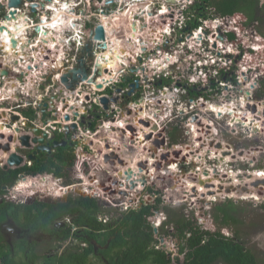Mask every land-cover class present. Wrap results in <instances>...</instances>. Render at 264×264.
<instances>
[{"label":"built area","instance_id":"built-area-1","mask_svg":"<svg viewBox=\"0 0 264 264\" xmlns=\"http://www.w3.org/2000/svg\"><path fill=\"white\" fill-rule=\"evenodd\" d=\"M79 1L84 5L77 14L74 5ZM202 3V0H22L19 7H10L16 16L23 12L26 18L23 21L12 18L11 33L17 31V34L5 41L11 47L15 46L18 56L0 62V118L8 128L7 133L14 137L11 150L23 156V162L11 168L33 163L27 155L34 146L26 148L19 140L20 135H31L26 127L30 122L39 127L41 133H47L48 139L54 130H58L57 139L65 140L66 146L79 159L86 155L92 170L89 171L81 161L70 168L68 177L21 173L22 179L39 180L41 184L50 179L57 185L53 194L83 191L105 202L101 207L110 205L122 213L134 209L132 204H140L131 197L130 192L133 191L124 189L129 188L132 182L138 186L142 183L144 187L152 182V177L143 173L130 174L129 169L137 166L149 173L151 164L162 169L164 157H168L164 146L168 143L177 145L171 141L172 126L186 125L189 129L184 132L188 134L192 129L189 124H193L197 132H202L199 130L203 122L201 105L223 101L234 106L236 102L242 104V96L238 101L228 98L229 95L234 97L236 83H241L243 76L247 80L248 72L255 77L264 72L261 34H253L251 44L241 43L248 33L242 29L238 17L217 15L212 11L205 16L202 11L209 9L206 5L203 8ZM58 11H61L62 20L54 32L61 30L62 33L56 34L54 44H50L46 42L48 31L54 32L46 21H52ZM98 25L103 27L104 40L95 38ZM131 32H135V42L130 39ZM230 33L235 35L237 42L228 38ZM112 38H116L120 48V57L114 66L110 65L106 54L108 48L115 52ZM28 39H31L30 43ZM22 41L26 42L23 51L20 49ZM239 48L240 52L237 51ZM77 67H85L87 75L70 87L61 76ZM27 68H31L29 72ZM4 70L7 74H2ZM28 79L33 80L30 87ZM100 83L102 86L98 87ZM102 97L107 99L106 105L101 102ZM10 99L18 104L19 112L1 106ZM40 103H46L45 120L41 118ZM29 108L33 110L32 116L26 115ZM213 113L216 121L221 119ZM12 115H18L19 119L11 121ZM185 116L186 120H183ZM213 123H207L205 128L212 127ZM73 124L76 127H72ZM140 125L143 131H140ZM239 125V122H232L228 127L239 131ZM234 127L236 129H232ZM148 134L151 138L146 137ZM140 137L146 141L145 147L137 146ZM156 138H165V144L156 147L153 143ZM208 142L212 141L204 140L200 144L206 147ZM153 147L158 149L157 153H152ZM51 152H56V148ZM143 152L150 155L149 158ZM105 156L110 157L106 162ZM8 157L9 153L5 163ZM178 161L179 167L180 164H188V160L182 158ZM139 162H143L145 167H139ZM104 164L111 171L116 166L125 168L121 175L115 171L121 185H110L103 174L93 178L96 172L93 169ZM135 175L137 179H134ZM68 178H71L70 182L66 181ZM126 198H129L128 202L124 200ZM148 203L151 202L145 204ZM113 218V215L102 211L97 215L102 223ZM160 224V220L156 219L154 223L152 220L154 229L157 230Z\"/></svg>","mask_w":264,"mask_h":264},{"label":"trees","instance_id":"trees-1","mask_svg":"<svg viewBox=\"0 0 264 264\" xmlns=\"http://www.w3.org/2000/svg\"><path fill=\"white\" fill-rule=\"evenodd\" d=\"M205 5L221 15L241 16L245 23L255 19L254 15L259 12L258 0H204L202 7ZM227 36L237 42L233 33ZM262 90L259 96H264ZM174 138L173 132L172 142ZM81 161L92 169L86 155L79 159L66 146L56 149L55 153L42 152L31 166L0 168V194L2 186L11 184L20 172L67 177L70 168ZM148 190L162 193L161 187ZM163 202L159 196L151 203H142L138 209L114 216L108 223L96 218L101 207L95 198L77 194L58 203L36 201L30 205H14L2 202L0 218L8 213L18 226L28 228L32 234H53L57 240L72 237L78 243L71 244L62 253L43 255L35 250L37 242L17 240L13 242L16 255H12V248L0 234V264H37L41 259L46 264H258L256 254L245 246L238 229H228L243 224L241 209L234 201L227 199L211 210L188 213ZM158 214L162 216V224L156 230L152 220ZM66 216L72 218L76 230L70 225H58ZM79 240L87 245L81 247ZM163 241L166 243L162 244ZM172 250L181 257H174Z\"/></svg>","mask_w":264,"mask_h":264},{"label":"rangeland","instance_id":"rangeland-1","mask_svg":"<svg viewBox=\"0 0 264 264\" xmlns=\"http://www.w3.org/2000/svg\"><path fill=\"white\" fill-rule=\"evenodd\" d=\"M208 9L209 10L207 9L203 10L202 14H204L205 16H208L211 11L215 13L214 9L210 7ZM258 9H259V12H256V15H254L256 16V18L249 19L248 22L246 23L243 22L241 16L237 18L239 22L243 25L242 29L246 30L248 33L247 35H244V38L241 39L240 41L241 43L251 44L254 40L253 39L254 36L252 37V35L253 34L259 35V33L262 36L260 40L262 41V43H264V4L262 3V0H258ZM219 39H221L220 36H219ZM256 39L254 42L257 43ZM240 48L237 49V51L240 52ZM243 50H246V48ZM261 55L264 56V53H261ZM0 57H4V56L1 55ZM245 58L247 61H250L247 57ZM30 69L31 68L27 69V71ZM247 76H248V79L250 78L249 79L250 86L251 84L253 86H251L250 88H245V86L242 83H236V79H235L234 81L236 83V87L233 89L234 97H231V95H229L228 98L234 101L236 100L238 101L239 96H242V95L246 96L247 100H250L249 101L250 104L248 106L246 105L248 107L247 108L248 114L249 112L252 113L254 115L252 116V118L255 117L256 120L263 122L264 112H262L263 115L262 113L258 115L257 114L258 111L253 110V107H254V104H255V108L257 104L263 105L259 101H264V96H259V92L262 89H263L262 91H264V72L262 73V75L257 76V77H255L256 76L255 74H251L248 72ZM247 91H249V94L247 93ZM236 103H234L235 106L240 105L239 102H236ZM1 106L4 108L11 107L13 108V110L19 112L18 108H16L18 104L15 102L14 99L8 100V103L1 105ZM207 110L208 108H204L202 111L203 113L201 115L205 121L204 124H202V126L199 125L200 126L199 130L203 132V133L200 132L203 136V138L201 137V139L202 140L206 139V140L213 141V142L216 141L217 144L219 145L223 144L224 150L226 149L227 151L228 150L230 151L228 155H225V157L229 156L226 162L224 161V159L222 161L221 158H218L217 155L219 154L221 156L220 153H217L216 155L213 152L211 153L205 152L206 151L205 149L207 148L199 152L198 145L196 146V148H194L193 145L198 143L195 141L194 135H192L191 133H188V134L185 133L184 131L185 130L188 131L189 128H187L186 125L179 123L176 129H173V128L171 129L172 133L173 132L175 133V138H174L175 143L174 144H177V145H172L168 143L166 146H164L165 151L171 152V154L168 153V157H164V158H168L167 159L168 161L166 159L165 161H163L162 169L159 168L157 164L155 166L154 164H152L153 166L152 168H154V171L158 170L159 172V176H158L159 180L152 181V182L149 180L150 184H147L144 187L142 183L139 186L129 185V188L127 187V189H124V190L133 191V192H130L131 197L134 200L139 201L140 204L138 203L137 205L132 204L131 208H134V209H138L142 203L153 202L159 196H162L163 198V201H164L163 205H168L170 208H174V209H179V210L181 209L182 212H185V213H188L190 210H193V211L198 210L197 212L202 211L203 209L211 210L216 204L223 203L227 199L234 201L236 204H238V206L241 209L240 214H241L243 224L237 225V227L234 225V227H228V229L230 231H233L237 228L239 231V237L244 242L245 246L247 248H250V250L256 254L257 259H258V264H264V207H262V203H264V196L260 197L259 199L247 198V197L241 196V194L247 193V192L241 193L239 191L230 192V193H235L234 195L231 196L228 193H225L224 190L220 189V186L224 188L225 186L230 185V184L232 185H236V184L238 185V184H244V183L248 184L252 180H255L258 178L252 175L251 173L254 174L255 171L263 172L264 170V130L262 129L261 131L260 129H258L259 132H254V130H252L251 127H249L251 125L245 126L244 125L245 122L243 123L240 122L241 125L239 126L241 127L239 128V131H232L228 127L229 125L228 121L230 119L228 118V116L222 117L220 120L216 121L215 120L216 117H214L215 114L208 113ZM7 113L9 112L7 111ZM26 115L28 116L33 115L31 108L27 109ZM183 120H186V116L184 117ZM211 121L214 122L213 126L205 128L206 123H209ZM6 124H9L8 127L11 126L10 123H5V125ZM261 125H262L261 127L264 128V125L263 124ZM5 129H6L5 131H2V133H0V143L1 144L9 142V134L7 133L8 128L6 127ZM232 129H236V128L234 127ZM200 133H197V134L200 135ZM197 139H200V138H197ZM141 140L144 141L143 138ZM186 146L191 147V148H188V150L191 153V157L187 161L188 164L186 165L180 164V167H179L178 160L182 158V150ZM213 148L211 149L217 150L215 147ZM173 152H175V154ZM143 154L147 158H149L150 156V155L148 156L146 152H143ZM6 155L7 153L5 154L0 149V156L6 157ZM172 155H174L173 157H175L176 160L174 158L173 159L170 158ZM200 155H201V158H200ZM210 156H214V157L210 158ZM173 160L176 163V168H178V171L177 169L174 170V171H177V173H174L171 175L170 174L168 175L167 173L165 174L163 170L170 169V167H167V166L169 165V163L171 166V163L173 162ZM186 160L187 158L184 159V161ZM149 161L152 162V160H149ZM5 164L6 163L4 161L0 162V167L1 165L6 166ZM104 167H106L105 164L103 165V168ZM257 167H262L263 169H260ZM247 168L249 170H247ZM121 169H124L123 166L121 167ZM206 169H208L207 170L208 174L204 173L206 172ZM209 170H212V171H209ZM104 172H106V170L105 171L100 170L99 172L97 171L95 172V174L96 175L103 174V176H105V181L109 182L110 185H112L111 183H116L118 185L122 184V182H117V178L115 175H114L115 177L114 176L112 177V174H111L112 172H110L111 176H107V177ZM192 172H193V175H191ZM248 173H250L249 176H253V177L248 178L247 177ZM143 174L144 175L147 174V176L149 175V173H146V170L143 171ZM176 174L178 175V177L176 176ZM196 174L198 176H196ZM194 177H196V179ZM197 177L201 181H197ZM193 178L196 180V182H194V186H189L190 187L189 188L188 180L189 179L192 180ZM48 181L49 183L44 182L45 183V186H44L43 185L44 183L40 184L39 180L33 181L32 179H27V180L24 179L21 182H19L17 187L20 189L18 191L20 192L26 191V192L17 193L14 190H11V192L8 193L7 195L9 197H11L12 194L16 195L18 197V200L16 201L24 200V195H30L29 191L27 190H29L32 187H34V189L32 188L33 189L32 192H35V195H39V196L49 195L48 193L52 192L51 189L53 187L54 182L52 180H48ZM66 181L70 182L71 178L66 179ZM167 186L170 189H168ZM149 187H153L151 189L161 187L163 188L162 193L160 194L155 193L154 190H151L152 192H150L148 190ZM199 187L203 188L204 193H200L198 191ZM74 191L75 190H73V192ZM256 191L259 194H264V191H259V190H256ZM73 192H70V194H72ZM124 193L126 192L124 191ZM172 193L174 195H172ZM54 195L56 196L57 194L54 193ZM115 199H120V197H115ZM118 202H121V201L118 200ZM101 211L102 213L111 214L113 215V217L114 216L116 217L118 216L119 213H122L120 211H116L115 208L110 205L106 207H102ZM156 219H158V221L160 220V223L162 224L161 215L160 216L157 215L153 219V223L156 221ZM67 222L71 226V229L73 230L74 227L70 219H68ZM58 225H60V223ZM36 237H38L39 242H40V245L37 247L36 251L39 252V254H43V255L49 254L53 250L58 253H62V251L65 249H68L71 244L74 245L77 243L72 237H68L65 240L55 239L53 240V243H49L51 238H47L46 235H41V234L39 235V233H37ZM173 252L175 251L173 250ZM174 257L179 258L181 257V255H178V253L175 252ZM39 261L40 263L44 262L43 259ZM219 264H222V263H219Z\"/></svg>","mask_w":264,"mask_h":264},{"label":"flooded vegetation","instance_id":"flooded-vegetation-1","mask_svg":"<svg viewBox=\"0 0 264 264\" xmlns=\"http://www.w3.org/2000/svg\"><path fill=\"white\" fill-rule=\"evenodd\" d=\"M41 2L42 1H44V0H40ZM46 2H49L50 0H45ZM203 1V3H204V0H202ZM76 5V6H75ZM74 5V12L75 13H79L80 11H81V7H82V5H84L82 2H77V4H75ZM209 8V7H208ZM215 13H217V12H215ZM218 14V13H217ZM60 17V19H59V17ZM12 18H20L21 20L20 21H23L24 19H26L25 18V13H18V15L16 16H14V17H12V15H11V10H10V7L8 6V4H7V2H6V0H0V39L2 40V45H0V53H1V55L3 54V51L5 52V54L8 52L7 50H6V48H7V45L6 44H8V43H5V41H4V39L5 38H11V20H12ZM72 18V16H69V19H71ZM61 20H62V17H61V11H58L57 13H56V15L53 17V20L51 21V20H48V21H46V23H48L47 25H48V28H51V29H53L52 31L54 32L56 29H58V25L61 23ZM4 24V25H3ZM90 24V22H88V25ZM20 26H22V24H19V27ZM49 33V32H48ZM58 33H61V30H58L55 34H58ZM17 34V33H16ZM49 34H53V33H49ZM130 34V39L132 40V36H134V35H132L131 33H129ZM54 36V35H53ZM56 37H57V35L56 36H54V37H52V38H50V35H49V37L46 39V42H49V41H52V43L51 42H49L50 44H54V42H55V39H56ZM133 42H134V40H132ZM28 42L30 43L31 42V39H28ZM113 42L115 43V42H117L116 41V39L115 40H113ZM3 43L5 44V45H3ZM23 43H25L26 44V42H24L23 41ZM11 47V46H10ZM21 48V50L23 51V49L26 47L24 44H22L21 46H20ZM11 48H15V47H11ZM8 49V48H7ZM16 52V51H15ZM16 54V53H15ZM0 55V56H1ZM18 56V55H17ZM9 58V57H8ZM112 62H113V60H112ZM242 80H241V83H243V85L245 86V88H250L251 86H253L252 84H251V86H250V84L249 85H246V84H248L249 83V79H247V80H245L244 79V76L241 78ZM248 81V82H247ZM246 82V83H245ZM247 93L249 94V91H247ZM246 93V94H247ZM242 97L245 99V102H246V104H247V102L249 101H247V98H246V96H244V95H242ZM248 97V96H247ZM259 102H261L262 104H263V107H261V108H255V111H258V115H260V113H262V112H264V101H259ZM256 103V102H255ZM245 111H248V107L245 105ZM260 109V110H259ZM207 112L208 113H213V112H210V110L208 109L207 110ZM250 113V112H249ZM252 114V113H251ZM262 115H263V113H262ZM5 117V116H4ZM3 119H7V118H3ZM203 119V122H202V124H204V118H202ZM1 120V119H0ZM264 120V119H263ZM260 122L261 121H259V124H260ZM207 124V123H206ZM214 124V123H213ZM261 124H263L264 125V121L263 122H261ZM189 125H193V124H189ZM212 125V124H211ZM245 126H249V125H251V123H249V122H247L246 124H244ZM174 129H176L177 128V126H172ZM209 127V126H208ZM250 127V126H249ZM6 128V127H5ZM142 128H140V131H142L141 130ZM169 130H170V128H169ZM170 132H172L171 130H170ZM197 133H200V132H197L196 131V125H193L192 126V129H191V134L192 135H194V138H195V141L196 142H198V151L200 152V151H203L205 148H207V149H205V150H209V149H211L212 147H210L209 146V142L207 143V146L206 147H202L201 146V144H200V142H201V137L203 138V136H202V134L201 135H198ZM143 137H141L140 138V140H139V142L138 143H143V145L146 143V141L144 140H141ZM197 138H200V139H197ZM157 139V138H156ZM158 140V139H157ZM204 140H206V139H204ZM204 140H202V141H204ZM171 141H172V137H171ZM215 141V140H214ZM216 142V141H215ZM174 143H175V141H174ZM211 143V142H210ZM217 143V142H216ZM142 145V146H143ZM143 147H145V146H143ZM209 148V149H208ZM214 149V148H213ZM151 151H152V153H157L158 152V149H156V147H153L152 149H151ZM208 152V151H207ZM211 152V151H210ZM168 153H170L171 154V152H168ZM174 154H175V152H174ZM203 154V153H202ZM217 157V156H216ZM170 158H174L175 160H176V158L175 157H173V156H171ZM200 158H201V155H200ZM210 158H212V156H210ZM219 158V157H218ZM198 160V159H197ZM226 162V161H225ZM1 167H4V166H2L1 165ZM0 167V168H1ZM197 175V174H196ZM196 178V177H195ZM18 179H19V175L17 176V177H15V179L13 180V182L11 183V184H7V185H4V186H2V189H3V192L0 194V203H2V202H5V203H12V204H14V205H20V204H26V205H30V204H32V203H34V202H36V201H38V200H41V202H50V203H58V202H63V201H65L66 200V198H60V197H58L57 195H56V197L54 198V199H51V197H45V198H43V199H41V197H39V196H33V197H30V198H28V199H25L24 201H23V203H22V201H14L11 197H8V193L10 192V189H11V187L18 181ZM48 180H50V179H48ZM80 194H77V195H81V196H87V197H93L92 195H90V194H87V193H85V192H81V191H78ZM58 198V199H57ZM67 217V216H66ZM3 218V219H2ZM2 218H0V234H1V236L3 237V239L5 240V242L12 248V249H10L11 250V252H12V255L14 254V255H16V252L15 251H13V242H16L17 240H26L27 242H31V241H35V242H37L38 244H37V246H39L40 245V242H39V239H38V237H36V234L37 233H39V235L41 234V235H46L47 236V238H51V240L49 241V243H53V240H55V238H54V235L53 234H42V233H40V232H37V233H35V234H32L31 232H29V230H28V228H25V227H20V226H18L17 225V223L16 222H14L13 221V219H12V217L7 213H5V215L2 217ZM67 218H69L70 219V221H71V223H72V218L69 216V217H67ZM21 219H23V217H21ZM65 222H67V221H65ZM59 223H60V221H59ZM58 223V224H59ZM64 224V223H63ZM65 226L67 227L68 226V222L65 224ZM74 227V230H76V226H73ZM73 232V231H72ZM79 242H80V246H82V244L84 243L85 244V246L87 245V243H85V242H83V241H80L79 240ZM106 247V246H105ZM55 248V247H54ZM97 248H98V245H97ZM37 249V248H36ZM35 249V250H36ZM59 254L58 252H56V251H52L51 252V254L53 255V254ZM37 264H46V263H44V262H42V263H40V261H38V263Z\"/></svg>","mask_w":264,"mask_h":264},{"label":"water","instance_id":"water-1","mask_svg":"<svg viewBox=\"0 0 264 264\" xmlns=\"http://www.w3.org/2000/svg\"><path fill=\"white\" fill-rule=\"evenodd\" d=\"M22 3V0H8V6L9 7H19ZM34 5V4H32ZM32 10L34 11L35 8L32 7ZM11 15L12 17L15 16V11H11ZM95 38H99V39H105L104 36V30L103 27L101 25L97 26L96 29V35ZM12 43L15 44L16 41L14 39H12ZM80 65H83V63H80ZM2 74H7V71L4 70L2 71ZM86 69L85 67H77L74 68L70 71H68L67 73H65L64 75L61 76V79L63 82H65L68 86L72 87L74 83H76L79 79L84 78L86 76ZM70 78V79H69ZM101 85H98V87H100ZM101 102L104 103L105 105L107 104V99L105 97L101 98ZM40 107V112H41V118L42 119H46L47 116V110H46V103H40L39 104ZM253 110H255V105L253 107ZM1 117V115H0ZM66 119L69 118L68 115L65 116ZM19 117L18 115H12L11 117V121H16L18 120ZM56 119V117L54 118ZM146 125L148 123H145ZM26 127L30 130L31 135L29 134H23L19 137V140L21 142V144L23 146H25L26 148L31 147L32 145L34 146L31 153H29L27 155L28 159L31 160H35L37 158V155H39L41 152H47L50 153L51 150L53 148H62L65 147L67 145V142L65 140H59L57 139L56 135L58 133V130H54L53 134L51 135V137L48 139L47 138V133H41V129L39 127H36L34 125H32L30 122L26 123ZM72 127H76V124H73ZM67 128V130L69 129V127H65ZM147 138H151V134L146 135ZM14 137L12 135L9 136V142H6L4 144L0 143V149L3 150L5 153H9V157L6 159V166L12 167V166H18L23 162V156L15 151L11 150V143L10 141H13ZM154 145L156 147H159L160 145H164L165 144V138H162L161 140H157L155 139V141L153 142ZM210 147H215L217 149V151H221L222 155L228 154L225 150H224V146L223 144L219 145L215 142H211L209 144ZM110 159V157L105 156V161H108ZM111 164H114L113 161H110ZM121 164H123V161H120ZM139 167H145L143 162H139L138 163ZM133 172L131 170H129V173ZM205 174H208L207 170L206 172H204ZM132 174V173H130ZM241 174V173H239ZM250 173L247 174L248 178H251L253 176H249ZM95 177V176H94ZM197 181H201L200 179H198L197 177ZM144 182V180H143ZM249 184V185H248ZM244 183V184H238V185H227L224 188L222 186H220L221 190H224L225 193H230L232 191L236 192L239 191L241 193L243 192H248V191H264V179H255L252 180L250 183ZM132 185L135 186V183L132 182ZM170 189V188H169ZM64 224L62 222H60V226H63Z\"/></svg>","mask_w":264,"mask_h":264},{"label":"bare ground","instance_id":"bare-ground-1","mask_svg":"<svg viewBox=\"0 0 264 264\" xmlns=\"http://www.w3.org/2000/svg\"><path fill=\"white\" fill-rule=\"evenodd\" d=\"M4 25V24H3ZM21 27V26H20ZM16 28V27H15ZM62 28V27H61ZM51 30H53V29H51ZM49 32V31H48ZM17 33V31H15V34ZM50 33V32H49ZM56 32H54V34H49L50 35V38H52V37H54V36H56V34H55ZM62 33V32H61ZM135 32H131V34L132 35H134V36H132V39L134 40L135 39V34H134ZM12 35H11V37L13 36V35H15V34H13V33H11ZM54 35V36H53ZM10 38V37H9ZM8 37L7 38H5L4 39V41H8V39H9ZM113 40H115L116 38H112ZM49 42H51L52 43V41H49ZM109 42H110V40H109ZM134 42H135V40H134ZM22 44H24L25 46H26V44L25 43H23V41L21 42V45ZM0 45H2V40L0 39ZM3 45H5L4 43H3ZM7 45V48H6V50L8 51L6 54H5V52L3 51V55H4V57H0V62L1 61H3V60H6V59H8V57H9V59L10 58H14V57H16V55L17 54H15V51H14V48H11L10 47V44H6ZM15 47V46H14ZM113 47H114V51L115 52H112L111 51V48H108V50H107V60H108V62L109 63H111L110 65L111 66H114V62H116L117 61V59L120 57L119 56V51H120V48H118L117 47V42H113ZM1 55V54H0ZM34 57L35 58H37V55L36 54H34ZM112 60H113V62H112ZM33 61V59H31L30 60V62H32ZM27 69H29V68H27ZM30 70H28V72H29ZM250 79V78H249ZM32 79H28V83H27V85L30 87L31 85H32ZM248 82V81H247ZM96 84H97V81L95 82ZM246 83V82H245ZM101 84V83H100ZM246 85H249V83L248 84H246ZM101 86H102V84H101ZM241 103L242 104H238L239 106H234V105H232L231 103H228V102H221V103H205L204 104V106L203 105H201V109H202V111H203V109L204 108H208L209 110H210V112H215L216 113V116L217 117H219V118H222V117H225V116H228V118L229 117H231V121H228V124H230V123H232V122H245V124L247 123V122H249V123H251V129L252 130H254V132H259V130L258 129H260L261 131H262V129L264 130V128L263 127H261L262 125H261V122H260V124H259V121L258 120H256L255 119V117L254 118H252V116H254L253 114H251V113H249L248 114V111H245V105H247L246 104V102H245V99L242 97L241 98ZM258 106V107H257ZM257 108H261L263 105H261V104H257ZM260 110V109H259ZM258 114V113H257ZM245 115V116H244ZM258 118V117H257ZM4 122H3V120L1 119L0 120V131H5V126H4V124H3ZM212 124V123H211ZM241 124V123H240ZM141 126V125H140ZM193 126V125H192ZM141 130H144V128H143V126H141ZM197 131V130H196ZM2 133V132H1ZM201 135V134H200ZM139 142V141H138ZM143 145V143H138V145L137 146H142ZM198 145V143H196L195 145H193V147L194 148H196V146ZM188 148H191L190 146H186L185 148H183V150H182V159L184 158H187V160L191 157V153H190V151L188 150ZM209 149V148H208ZM196 150V149H195ZM208 151V153L211 151V152H213L214 154H216L217 155V153H220L221 154V156L218 154L217 156L219 157V158H221V160L223 161V159H224V161H227L228 160V158H229V156H226L225 157V155H228L229 153H230V151L228 150H225L228 154H225V155H222V153L221 152H219V151H217V150H213V149H209V150H206L205 152H207ZM204 152V153H205ZM210 152V153H211ZM174 153V152H173ZM167 154H168V152H167ZM166 154V155H167ZM165 155V156H166ZM172 156H174V155H172ZM223 156V157H222ZM212 157H214V156H212ZM216 157V156H215ZM147 158V157H146ZM4 159V157L3 156H0V161L1 160H3ZM166 159H168V158H166ZM173 159V158H172ZM181 159V158H180ZM183 159V160H184ZM200 160V159H199ZM149 163H152L151 161H149ZM121 167L122 166H116L115 168H114V170L113 171H111V169L110 168H108L107 166L106 167H104V171L106 170V172H104L105 173V175L106 176H111V174H112V177L115 175L116 176V174H115V171H116V173H119V175H121L120 173L121 172H123L124 171V169H121ZM153 166H152V164H151V171L149 172V176L150 177H152V181H157L158 180V176H159V172H158V170L157 171H154V168H152ZM170 167V169H168V170H163V172L166 174H174V173H177V171H178V168H176V163H175V161L173 160V162L171 163V166H169ZM214 168V167H213ZM175 169H177V171H174ZM210 169V168H209ZM129 170H131V171H133V172H130V173H132V174H138V173H143V171H144V169H139L137 166H134V169H129ZM209 171H212V170H209ZM213 171H214V169H213ZM110 172H112L111 174H110ZM148 171L146 170V173H147ZM101 174V173H100ZM163 174V173H162ZM252 175H254V176H256V177H258L257 179H264V170H263V172H261V171H255L254 172V174L253 173H251ZM135 175V177H134V179H137V176ZM147 175V174H146ZM191 175H193V172H192V174ZM176 176L178 177V175L176 174ZM195 178V177H194ZM193 178V179H194ZM179 179V178H178ZM177 179V180H178ZM188 180V182H189V184H188V187L189 186H194V182H196V178L194 179V180ZM46 182H48L49 183V181L47 180ZM40 183V182H39ZM41 184V183H40ZM44 186H45V183L43 184ZM237 185V184H236ZM47 186V185H46ZM190 188V187H189ZM216 190V189H215ZM198 191L200 192V193H204V191H203V188L202 187H199L198 188ZM210 192V191H209ZM198 193V192H197ZM229 195H234L235 193H228ZM236 194H238V193H236ZM172 195H174L173 193H172ZM241 196H244V197H247V198H254V199H259L260 197H262V196H264V194H259L257 191H248L247 193H243V194H241ZM127 199H129V198H127ZM127 199H124V200H126L127 202H128V200Z\"/></svg>","mask_w":264,"mask_h":264},{"label":"clouds","instance_id":"clouds-1","mask_svg":"<svg viewBox=\"0 0 264 264\" xmlns=\"http://www.w3.org/2000/svg\"><path fill=\"white\" fill-rule=\"evenodd\" d=\"M45 1V0H44ZM72 1H77V0H72ZM46 2V1H45ZM81 2V1H80ZM7 4H8V2H7ZM44 5V4H43ZM39 29V28H38ZM32 112H33V110H32ZM11 135V134H10ZM9 135V136H10ZM13 136V135H12ZM11 143V142H10ZM66 147V146H65ZM226 150V149H225ZM3 151V150H2ZM4 152V151H3ZM5 153V152H4ZM31 153V152H30ZM42 153V152H41ZM40 153V154H41ZM50 153H53V152H50ZM55 153V152H54ZM39 154V155H40ZM38 156V155H37ZM5 162V157H4V159L3 160H1L0 162ZM34 161V160H33ZM106 162V161H105ZM2 166H4V165H2ZM4 167H7V168H11V167H9V166H4ZM1 168H3V167H1ZM19 168V167H18ZM104 170V168L102 167V166H97V167H95L93 170L94 171H100V170ZM69 171H71V169L69 170ZM21 173H27V172H20L19 174H21ZM18 174V175H19ZM28 174H31V173H28ZM68 174H69V172H68ZM95 177H93L94 179L98 176V175H94ZM68 177V176H67ZM21 180H24V179H22V177H20L19 176V179H18V181L11 187V189H10V192H11V190H14L15 192H17V193H22V192H26V191H22V192H20V191H18V190H20L18 187H17V185L19 184V182L21 181ZM36 186V185H35ZM33 189H34V187H32ZM32 188H30L29 190H27V191H29V193H30V195H24V200L25 199H28V198H30V197H33V196H39V195H35V192H32ZM57 188V185L54 183L53 184V187H52V194L49 192L48 194L49 195H45V196H39V197H41V199H43V198H45V197H51V199H54L56 196L53 194V190L54 189H56ZM9 192V193H10ZM72 192V191H71ZM81 192H83V191H81ZM55 194H57V196L58 197H60V198H67V197H69L70 195H76V194H80L79 192H77V193H72V194H67V195H61V194H58V192L57 193H55ZM9 197V196H8ZM11 198L14 200V201H16V200H18V197L16 196V195H14V194H12L11 195ZM92 198H95L96 200H97V202H98V204H99V206L101 207L105 202H103V201H101L100 199H98L97 197H95V196H93ZM58 199V198H57ZM24 200H19V201H22V203H23V201ZM38 201H41V200H38ZM102 208V207H101ZM120 214H123V213H119L118 215H120ZM97 215H98V213H97ZM97 215H96V218H97ZM66 218L67 217H65V218H63L62 220H60V222H62V223H64V225L67 223V222H65L66 221ZM67 219H69V218H67ZM99 221V220H98ZM68 226H69V224H68ZM73 231H74V229H73ZM75 240V239H74ZM76 242H77V240H75ZM78 243V242H77ZM81 245V244H80ZM81 247H85V246H81Z\"/></svg>","mask_w":264,"mask_h":264}]
</instances>
